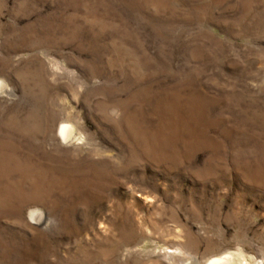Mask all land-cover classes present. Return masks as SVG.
Wrapping results in <instances>:
<instances>
[{
	"label": "rangeland",
	"instance_id": "374dc122",
	"mask_svg": "<svg viewBox=\"0 0 264 264\" xmlns=\"http://www.w3.org/2000/svg\"><path fill=\"white\" fill-rule=\"evenodd\" d=\"M0 80V264H264V0H0Z\"/></svg>",
	"mask_w": 264,
	"mask_h": 264
},
{
	"label": "bare ground",
	"instance_id": "6f19581e",
	"mask_svg": "<svg viewBox=\"0 0 264 264\" xmlns=\"http://www.w3.org/2000/svg\"><path fill=\"white\" fill-rule=\"evenodd\" d=\"M1 90L2 91L5 90V83L2 80H0V92H2ZM31 116L33 117V115L30 114V113L28 115H26L25 119H23L21 121L22 123H19V119L13 118L14 119L13 123H16L18 125V126H14V125L13 126L16 127V128H21V127H24V126L28 127V125H29L28 119ZM75 131L76 130L74 129L72 123H70L69 121L63 120V121H61L59 123L58 129H57V136L63 142H68L70 140L78 138V136L75 133ZM29 158L30 157L27 156V154L26 155L25 154L24 155L23 154L20 155L19 149H17V147L15 145L12 146L10 144H3V143L0 144V160H9V161H13L14 160V162L15 161L16 162H21V161L27 160ZM31 160H32V158H31ZM37 217H39V216H37ZM205 264H250V263L244 262L242 257L240 258V256L236 255L235 253H232V252L228 251L226 253H222V254H219V255H213V256L208 257L206 259V261H205Z\"/></svg>",
	"mask_w": 264,
	"mask_h": 264
}]
</instances>
